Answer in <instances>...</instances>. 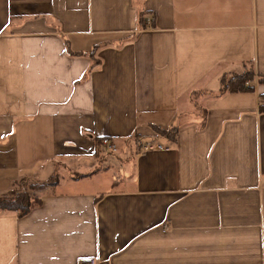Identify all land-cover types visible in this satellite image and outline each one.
I'll return each mask as SVG.
<instances>
[{
	"label": "crops",
	"instance_id": "0c3cea01",
	"mask_svg": "<svg viewBox=\"0 0 264 264\" xmlns=\"http://www.w3.org/2000/svg\"><path fill=\"white\" fill-rule=\"evenodd\" d=\"M247 61L264 0H0V194L59 172L0 264H264V83L212 94Z\"/></svg>",
	"mask_w": 264,
	"mask_h": 264
},
{
	"label": "trees",
	"instance_id": "16d2710c",
	"mask_svg": "<svg viewBox=\"0 0 264 264\" xmlns=\"http://www.w3.org/2000/svg\"><path fill=\"white\" fill-rule=\"evenodd\" d=\"M146 12L143 11L139 15L141 27H146ZM78 54H80L78 52ZM91 58L93 63L91 64L89 71L95 68L99 61L94 59V54L92 53ZM257 83H264V73H259L255 69V64L253 61L245 62V69L241 73H232L230 75H223L221 78V87L218 91L212 92L215 96H221L229 92H241V91H255ZM207 90H192L191 100L193 104V110L185 112L182 114V120L179 124L174 125L169 130H164L162 128H157L158 133H163L165 135H176L180 126L189 123L195 110L201 109L199 105V98L206 93ZM261 106L260 110L264 112V94H260ZM206 114L203 116L201 126L205 125ZM97 145L101 146L102 137L96 138ZM59 172L56 171L51 178L47 180H33L29 177L22 178L17 181L13 188L6 193L0 194V210L1 211H11L14 212L18 217H23L27 215L30 210L40 202L39 191L47 188L49 185H54L58 182Z\"/></svg>",
	"mask_w": 264,
	"mask_h": 264
},
{
	"label": "built area",
	"instance_id": "2783aa9c",
	"mask_svg": "<svg viewBox=\"0 0 264 264\" xmlns=\"http://www.w3.org/2000/svg\"><path fill=\"white\" fill-rule=\"evenodd\" d=\"M102 147L106 152H114L118 149L117 143L110 137L106 136L102 138ZM149 148V147H146ZM87 264H96L94 259H91Z\"/></svg>",
	"mask_w": 264,
	"mask_h": 264
},
{
	"label": "rangeland",
	"instance_id": "374dc122",
	"mask_svg": "<svg viewBox=\"0 0 264 264\" xmlns=\"http://www.w3.org/2000/svg\"><path fill=\"white\" fill-rule=\"evenodd\" d=\"M182 120V118L180 117L179 118V123H180V121ZM179 123H177V124H179ZM152 129H153V131H156V129L154 128V127H151ZM157 132V131H156ZM149 137H151V136H149ZM151 139V138H150Z\"/></svg>",
	"mask_w": 264,
	"mask_h": 264
}]
</instances>
